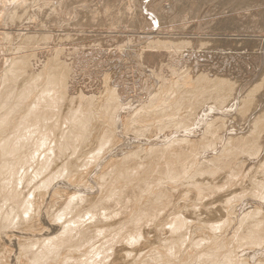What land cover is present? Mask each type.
<instances>
[{
  "label": "bare ground",
  "instance_id": "bare-ground-1",
  "mask_svg": "<svg viewBox=\"0 0 264 264\" xmlns=\"http://www.w3.org/2000/svg\"><path fill=\"white\" fill-rule=\"evenodd\" d=\"M75 1L83 3L86 0H82V2L80 0ZM111 1L113 2V0ZM125 1L128 2V0ZM179 1L182 2V0ZM222 1L223 3L232 2L233 6L243 3V0ZM247 1H259L261 4L260 1L262 0ZM66 2L65 0H0V264H264V145L262 146L263 142H261V133L264 130V109L263 112H258L257 115L253 113L250 121H248V127L245 128L243 126L246 129L244 130L245 132H233L228 127L231 125L226 126L224 121V118L228 114L230 115L234 106L239 109L252 101V98H255V95H253L255 88L243 97L241 96L243 92L235 88L238 84L236 83L237 80H234L235 84L224 72L221 74L212 72L213 69L210 70V68L208 70L200 68L202 65H199L201 58L205 57L206 54L209 56V50L205 54L204 44H196L197 47L194 48L193 45L191 47L193 50L189 49L187 51L189 46L185 47L188 44L184 41L186 45H184L185 43L183 45L187 50L183 49L184 47L182 49L185 52L181 51V49L176 52L175 48V51H171L173 45L178 47L183 42H173L185 35L186 31L183 29L186 27L181 28L184 33L181 30L177 31L180 26L176 27L177 30H173L172 26L170 27L174 33H171V30L165 33L162 29L160 30L164 33L153 32V37L169 38L167 40L170 41L171 39V42L169 44V41L158 42V39L155 40L150 35L153 41L150 43L145 42L146 44L144 43L142 47L146 45L150 47L151 44L157 43V51L154 53L151 50V46L149 48L151 51L148 49L150 53L147 52L144 55L142 53L145 47L140 48L139 46V54L136 52L138 57L135 56V58H140V55H144L143 57L141 56L142 59L140 58V60L142 61L139 62L142 63L144 61L146 65L152 64L153 66L156 62L158 66L159 63L160 66L161 64L164 66L163 63L165 62L167 65L172 63L170 67L179 69H177L178 71L175 70L177 74L182 75L181 79L177 77L180 75L175 76L176 80L173 78L168 79V77L159 78L152 86L150 85L149 89H146L145 96L134 98L135 100L133 101L135 103L132 100L133 103H125L126 100L124 98L126 95L124 96L123 93L126 88L124 90L120 88V90L116 87L119 89L116 90L115 86H117L118 78H114L115 80L111 79L113 84L110 83L108 72H103V80L98 83H94L93 80V83H87L88 85L79 83L78 77L80 76H78L76 70L72 72L71 68L73 67L71 65L77 68L79 64L83 67L87 64L88 67V62H94L95 65L92 64V68L95 66V70L103 71L102 69H106L111 61L108 59L110 57L102 60V57H105L103 55L111 56L114 53L118 54L121 50L120 48L118 49L119 45L117 47L114 46V40H111L113 45L107 43L104 46L98 44L99 46L91 47L90 43H87L90 48H85V45H83L85 47L79 45L80 42L77 44L76 38V41L73 40L77 43L72 42L76 45L70 48L68 46L66 49L64 48L67 43L65 46L63 45L64 43L58 46L59 43L56 44L55 42L54 44L55 40L53 39L52 43H45L48 38H43L46 39L44 41L41 38L42 40L40 41L44 43L37 41L35 39L38 37L36 33L44 29V23L42 24L40 19L37 21V17L41 16L43 17L42 19L46 20L45 17L48 15L51 17L53 14V9L51 8L54 5L53 3H58L59 7L63 8ZM127 2L123 1V4H127ZM75 3L73 2V4ZM107 3H104V5L106 4L105 6H107ZM113 3L116 5V2ZM141 3L143 2L141 1ZM146 3L148 4V1ZM151 3L153 2L150 1L149 5ZM49 4L53 5L50 6ZM73 4L72 8H74ZM85 4L84 2L83 5ZM114 4L110 6L112 7L110 11L114 7L116 8ZM132 4L135 3L132 2ZM244 4H246L245 1ZM75 5L77 6L78 4ZM130 5L129 3L126 6L130 8ZM158 5L160 4L158 3ZM69 6L67 9L70 8ZM95 6H97L96 3ZM95 6L91 7L92 10L94 8L97 9V11L94 9L93 12H101L102 15H104L103 10L107 12L109 10L108 7L105 9L106 7L99 5V3L98 6H103L101 8L105 7L102 10L103 12L100 9L98 11V7L96 8ZM256 6L258 7V5ZM82 7H79L81 11L84 8ZM133 7L129 10L133 9L135 11L136 9L134 8L136 7L138 10V7L141 6L136 5ZM145 7L148 6L145 5ZM141 8L144 9L143 7ZM177 8L182 10V7ZM177 8L175 9L179 10ZM12 9H21L25 13L30 14L31 18L19 24H16L17 21L15 22L14 20L15 26L12 25L14 23L12 20V26L8 27L7 23H5V16ZM85 9L87 10V8ZM122 9L120 10L123 11L124 9ZM61 10L64 11L65 9ZM73 10L75 9H71V11ZM129 10H124L127 15ZM56 11H60V9H56ZM90 11L89 13L93 17L98 14L94 13V15ZM142 11L146 12L145 10ZM142 11L141 14L143 13ZM114 12H110V14L105 12L102 19H99L101 16L98 17L101 23H104L102 24L104 25V27L102 26L104 30L99 26L101 23L94 22L96 18L91 19V16L89 19V21L93 22L92 24H98L102 29V31L100 29L102 33L100 31L98 33L106 35V38L114 37V35L117 38L126 32V30L124 32V27L127 24L124 23L125 25L123 26L124 20L122 19L120 26H123V29L122 27L120 28L117 25L119 23L117 21H120L121 18H119L117 12H115L116 14ZM148 12H151L150 8ZM20 13L22 12L20 11ZM72 14L69 12V15ZM174 15L176 14L174 13ZM79 16L77 14V17L75 16L76 19ZM155 16L154 19H156ZM166 16L168 17V14ZM33 17H36L35 21ZM138 17L136 19L137 22L139 21ZM151 17L150 20L152 19ZM226 17L225 20H227ZM52 18H54L53 15ZM129 18L127 17V20ZM180 18L179 20H181ZM48 19L51 18L47 17L46 21ZM54 19L53 21H55ZM143 19L141 18L140 20L142 21ZM63 20L66 21V19ZM70 20L73 24L74 20ZM87 20L83 22L86 23V25L84 24L85 26L88 24ZM145 20L147 22V19H144L143 24L146 23ZM57 21L56 25H54L56 26L55 29L59 28ZM59 21L58 24H61V21L60 23ZM132 21L130 20V22ZM164 21L166 22V20ZM167 22L169 24L170 21L167 20ZM203 22L207 23L205 20ZM212 22L214 23V21ZM147 24L143 25L144 28L146 26V29ZM199 24L197 25L199 26ZM81 25L83 24L81 23ZM73 26L75 27V25H72L70 28H73ZM198 26L192 29L197 31L203 25ZM215 26L217 27V25ZM226 26H220V28L224 27L222 31ZM53 27L50 28L52 29ZM60 27L65 28L61 25ZM90 27H87L88 30L93 28V26L92 28ZM216 27L215 30L218 28ZM77 28L75 27L76 30ZM80 28L79 26L78 29ZM87 28L85 27V29ZM131 28L135 30L134 25ZM166 29L168 30V27ZM192 29L190 28V31ZM81 30L83 31V27L78 33L81 36L80 38H83ZM90 31L97 32L94 30ZM187 31L189 32V30ZM54 33L56 35L57 31ZM73 33L71 35L74 36ZM153 33L151 32V34ZM9 34H12L16 39V42L14 43L13 41L14 44L12 43V45L8 43L11 40H6L10 38ZM64 34L63 39L66 38ZM67 34L69 35V33ZM134 34L136 35V33ZM204 34L206 36V32ZM223 34L226 35L225 33ZM146 35L148 36L149 33ZM207 35L209 36V34ZM100 37L102 38V36ZM125 37H128L127 42H129L130 36L126 34ZM146 37L145 40L147 41L148 38L146 39ZM69 38L71 39V37ZM143 38L142 40H144ZM118 39L115 40L118 41ZM106 40L105 42H108ZM2 41H7V45L2 43ZM59 41L62 42V40L58 39ZM116 42L114 41V43ZM136 43V45H139L141 42L138 43L136 41ZM62 45L64 47H61ZM134 46L132 44V47ZM201 46L203 47V54H200L202 51ZM160 48H164V50ZM117 50L120 51L117 52ZM133 50L131 49V52ZM121 52L123 53V51ZM135 60L137 61V59ZM167 62L170 63L168 64ZM202 62L204 61L202 60ZM74 64H77V67ZM190 65L193 67L192 71L190 70ZM158 66H154V68H158ZM197 66H199V69ZM127 71L129 70L127 69ZM168 72L170 73V70ZM161 73L159 72V74ZM170 75H172V72ZM251 96L252 98H250ZM206 99L219 101L221 105L223 103L227 104L217 110L216 104H220L216 102V104L214 103L216 108L212 107L214 104L211 106L207 104L208 106L204 105L205 107H203L202 103ZM201 104L203 108L201 107L198 109L199 111L196 110V112L198 111L197 113L193 114L196 109L195 106L198 105L200 107ZM241 110L239 111L241 112ZM245 111L242 113H245ZM190 117L195 120V125H190L193 128L189 130L184 126L186 130L182 129L184 131H179L183 121L185 122V119ZM189 121L191 120H188L187 123ZM165 126H176L179 129L176 130L178 132H170L172 128L169 127L171 130L167 133L164 129L166 133L163 132L160 136L158 131ZM190 126L188 124L186 127ZM126 127L130 129L134 127L135 130L138 128L139 131L135 132L139 134L140 131L144 134L143 130L145 129L146 132H148L147 130L150 131L152 129L153 131L157 129L156 133L159 135H153L151 131V135H143L145 137L141 136L142 138L136 136L127 137L123 135V130ZM234 127L236 128L235 125ZM242 128L238 129L242 130ZM214 129L217 132V129H219V132L216 134ZM131 130L133 131V129ZM127 131L129 132V130ZM207 135L214 136V140L211 139L213 142L209 141L210 138L206 139ZM261 165L263 166L261 167ZM257 166H259L258 168L261 167L260 172L255 170L259 173V176H257L256 172H252ZM238 177H240V180L236 182L235 179ZM231 181L234 184L229 186L228 184ZM225 184L231 187V190L227 191V188L223 196L218 195L215 197L214 194L218 192L219 187L222 189L224 188L223 185L227 186ZM181 193L184 195L195 194L193 196L199 197V200L207 199V201L203 200V203L199 202L201 204L198 203L201 205L202 211L200 214L195 215L197 212L194 213L195 220H193L194 218L192 219L193 215L189 217V220V218L183 217L184 214L182 215L180 212V209L183 208L181 205H185V203L180 205L178 202L180 201L178 199H180L181 196L179 194ZM237 195L240 197L239 199ZM248 195L253 196L255 199H242V197ZM232 197L236 198L237 200L235 199V201L237 202L229 211L227 209L229 204L227 205L224 202L230 200L229 198L233 199ZM222 202L224 205L226 204L225 206L228 210H224L225 215L223 216H221L222 214L219 211L214 210L215 206ZM190 203L192 205V202ZM187 208L186 211L188 212ZM195 209L193 208L192 212ZM221 211L223 212V210ZM254 246H258L259 249L256 250L257 247L254 250ZM240 247H249L251 251H247L248 248L241 250ZM239 248L241 251H238Z\"/></svg>",
  "mask_w": 264,
  "mask_h": 264
},
{
  "label": "rangeland",
  "instance_id": "rangeland-1",
  "mask_svg": "<svg viewBox=\"0 0 264 264\" xmlns=\"http://www.w3.org/2000/svg\"><path fill=\"white\" fill-rule=\"evenodd\" d=\"M67 1V2H66ZM77 1H79V0H77ZM91 1H93V2H91ZM95 1V2H94ZM100 1H102V2H100ZM105 1V2H104ZM98 0V1H96V0H90V2H88V0H86V1H83V3L85 2L86 4L85 5H83V3H77L75 0H69V3H68V0H65V2H66V4L63 6V8L66 10H61V9H63L62 7H59V5H58V3H53V4H49L50 6L51 5H53V7H51L52 9H53V17L55 18H52V15H51V17L48 15L47 17H49V18H51V19H48V21H46L47 20V17H45L46 18V20L45 19H42L43 17H41V16H39V17H37V21H39V19H40V22L43 24L44 23V29L42 30V31H40V32H38V33H36V35L38 36V37H36V35H34L36 38V40L37 41H39V42H41V43H44V42H42V41H44V40H46L47 38H48V40H46L45 41V43H52L53 42V40H55L53 43L55 44V42H56V44L57 43H59L58 44V46H60L62 43H64L63 45L65 46L66 45V43H67V46H65V48L64 49H66V47L68 48V46H69V48L72 46L73 47V45H76V44H73V43H77V44H79V42H80V46H82V47H85V48H90V46L91 47H95V46H97L98 44L99 45H101V46H104V45H106L107 43H111L112 44V42H111V40L113 41H117V40H115V39H118V41L116 42V43H114V41H113V44H114V46H120V47H118V49L120 48V50L121 51H123V53L120 51V50H117V52H119L118 54H119V56H120V58H119V56H118V54L116 53H114V54H111V56L109 55H103V56H105L104 58L102 57V60H104V59H106L107 57H110V58H108V59H110L111 61H110V65H111V67H110V65H108L107 67H106V69H102L103 71H100V70H95V66L92 68V64L93 65H95V63L94 62H88V67H87V64L86 65H84L85 67H83V66H81L80 64L78 65V67H79V69H78V67H77V64H74L77 68H75L74 66H72L71 65V67H73V68H71V70H72V72H74V70H76V73L78 74V76H80V77H78L79 78V83H82V84H85V85H88V84H92L93 83V81H94V83H98V82H100V81H102L103 80V74L104 73H106V72H108V76H110V81H111V79L112 80H115L116 78H118L117 80V86H115V88L116 87H118L119 89L121 88V89H125V91H124V93H123V95L125 96V103L126 102H128V103H135V101H133V100H135L134 98H137V97H139V96H142V95H144V94H146V89L148 88L149 89V87H150V85L152 86V84L154 83V82H156V81H158V79L159 78H161V79H164L165 77H168V79L169 78H173V79H177L175 76H177V75H180V76H177V77H179V79H181V77H182V75L181 74H177L176 73V70L178 69V68H174V67H170L171 65H172V63L171 64H169L168 62V64L169 65H167V64H165V63H163L164 64V66H162V64H161V66L164 68H162L161 66H160V63H159V66L161 67V69H160V67L158 66V65H156V64H158L157 62L154 64V66L155 67H157L158 66V68H154V66L152 65V64H145V62L143 63H140L142 60H140V58H141V56L143 57L144 55H146V53L148 52V53H150V51L151 50H153V52L155 53L157 50V43H153V45L151 44V46H152V49L150 50L149 48H151V46L150 47H148L147 45L146 46H144L145 47V50L147 49V51H143V53L142 54H144V55H140V58H135V56L136 57H138V54H139V46H140V48L143 46V44L146 42H152L153 41V39H158V42H163V41H165V42H168L169 40H167V39H169V38H163V37H161V36H159L158 38H156L155 36L153 37L152 35H154V33L153 32H157V31H159V32H157V33H168L170 30H171V33H174L173 32V30H177L176 29V27H179L180 26V28H179V30H177V31H180L181 30V32H183L184 33V31H186L185 32V35L181 38V39H177V40H175V41H173V42H182V44L180 45V46H178V47H174V45L172 46L173 48L171 49V51L172 50H174V48H175V50H176V52L177 51H179L180 49H181V51H183V52H185L183 49H185V50H187V51H189V49L191 50L192 48V46H193V48L194 47H197V45H200V44H204V51H205V54L208 52V50H209V52H208V54H209V56L206 54V56L205 57H202L201 58V62H202V60L204 61V62H199V65H201L200 66V68H204L205 70H208L209 68H210V70H212V72H219V73H221L222 74V72H224L225 74H226V76L229 78H231V81L232 82H234L235 83V81H236V83H238L236 86H235V84H234V86H235V88L238 90V91H241V92H243V94L241 95V96H245L246 95V93H249L250 91H252V90H254L253 88H255V90H254V92H253V95H255V100L252 98V96L250 97V98H252L251 100L252 101H250V102H248L247 103V105H245L244 107L242 106L241 108H243L242 110H241V108H239V109H236V107L234 106L233 108H232V111L230 112V115L228 114V116H226L225 118H226V120H225V118H224V121H225V124H226V126H228V125H231V126H228L233 132H237V133H240V132H245L244 130H246L245 128H247L248 127V125H249V122L248 121H250V119H251V116H253V113L254 114H258V112H263V109H264V0H262V1H260L261 2V4L259 3V1L258 2H250V1H247V0H243V3H241V4H243V5H241V4H239L238 6L237 5H234L233 6V3L231 2H224L223 3V1L222 0H192V2H190V0H182V2L181 1H179V0H163V1H159V0H137V2H136V0L134 1V0H128V2L127 1H125V0H123L125 3L127 2V4H131L130 6V8H132V6H138V5H140L141 7H143L144 9H142L141 7H138V10H137V7L136 8H134V9H136L135 11H134V13L135 12H137V13H133V15H134V17H133V15H132V10H129L130 8H128V6H126L127 4H123V1L122 0H113V2H116V5L111 1V0ZM109 1V3H107ZM110 1H111V3L112 4H114V6H116V8L114 7L111 11H110V8H112V7H110V6H113L111 3H110ZM121 3H120V2ZM130 1V2H129ZM133 3H135V4H132V2ZM141 1L143 2V3H141ZM148 1V4L146 3ZM150 1H152L153 3H151L150 5H149V3H150ZM156 1V2H155ZM158 1V2H157ZM171 1V2H170ZM196 3H195V2ZM197 1H199V2H197ZM205 3H204V2ZM208 1H209V3H208ZM244 1H245V3L246 4H244ZM73 2L75 3V4H78L77 6L75 5V4H73ZM80 2H82V0H80ZM89 4H88V3ZM99 3V5L101 4V5H103V6H105L104 5V3H107V6H105L104 8L105 9H107V7L109 8V10H108V12L107 11H105V10H103L104 8H101V7H103V6H98V3ZM119 2V3H118ZM170 2V3H169ZM178 2H180V3H178ZM186 2V3H185ZM194 2V3H193ZM217 2V3H216ZM92 5H91V4ZM94 3V4H93ZM95 3H96V5L97 6H95ZM120 4V5H118V4ZM137 3V4H136ZM140 3V4H139ZM156 3V4H155ZM158 3L160 4V5H158ZM162 3V4H161ZM164 3V4H163ZM169 5H168V4ZM194 5H193V4ZM203 3V4H202ZM257 3V4H256ZM72 4H73V7L74 8H72ZM80 4V5H79ZM108 4H110L109 6H108ZM153 4H154V6H153ZM165 4H166V6H165ZM180 4V5H179ZM185 4V5H184ZM198 4V5H197ZM248 4H250V5H248ZM254 4V5H253ZM55 5H57V6H55ZM69 5H71V6H69L71 9H75V10H73V11H71V9L70 8H68L67 9V7ZM75 5V6H74ZM84 7H82V6ZM89 5V6H88ZM90 5H91V7L94 5L96 8L98 7V11H99V9H100V11H104V15H105V12L108 14H110V12H114V10H115V12H117V14H118V16H119V18H121V22L120 21H117V25H121V23H122V21L124 20V22L122 23L123 24V26L125 25V24H127L124 28V32H125V30H126V34L128 35V36H130L129 37V42H127L128 41V37H125L126 36V34L124 33V35H123V33L121 34V35H123L124 36V38H123V36H121V35H117L118 37L117 38H115V35H114V37L112 36H110V38L108 37V38H106L103 34H99L98 32L100 31V29L102 28L103 30H104V25H102V24H104V23H101V20H99L100 18L102 19V16L104 17V15H102L101 14V12L99 13V12H93V10L95 9H93L92 10V8L94 7H90ZM144 5V6H143ZM145 5L146 6H148L149 8H150V11L151 12H148L149 11V8L148 7H145ZM168 5V6H167ZM182 5V6H181ZM188 5V6H187ZM190 5V6H189ZM191 5H193V6H191ZM201 5V6H200ZM246 5V6H245ZM248 5V6H247ZM256 5H258V7L256 6ZM65 6H66V8H65ZM86 6V7H85ZM119 6H120V8H119ZM124 8H123V7ZM126 6V7H125ZM159 6V7H158ZM175 6V7H174ZM204 6V7H203ZM230 6V7H229ZM232 6V7H231ZM245 6V7H244ZM256 8H255V7ZM56 7V8H55ZM58 7H59V9H60V11H56V9L57 10H59L58 9ZM77 7V8H76ZM79 7H82L83 9H82V11H81V9L79 8ZM100 7V8H99ZM166 7H167V9H166ZM177 7H182V10L181 9H179V8H177ZM185 7V8H184ZM200 7V8H199ZM209 7V8H208ZM243 7V8H242ZM85 8H87V10H88V12H87V10L85 9ZM119 8V9H118ZM126 11V10H129V14L131 13V15H127V13L123 10V9ZM127 8V9H126ZM156 8H160V9H156ZM171 8V9H170ZM175 8H177V9H179V10H176ZM190 8V9H189ZM193 8V9H192ZM196 8H198V9H196ZM202 8V9H201ZM206 8V9H205ZM235 8H236V10H235ZM84 9H85V12L87 13V14H89L90 15V13H89V11H90V9H91V11L90 12H92L93 14L94 13H96L97 15H96V17L94 16H92V15H90V17H89V15H87V14H83V13H85L84 12ZM120 9H122L125 13H126V15H127V17L129 18L130 16H132L133 17V19H132V17H130L129 19L130 20H133L132 22H130V20L128 19L127 20V17H126V15L124 16V12L123 11H121ZM139 9H142V10H145L146 12L144 13V11H142V10H139ZM147 9V10H146ZM152 9V10H151ZM155 9V10H154ZM170 9V10H169ZM175 9V10H174ZM230 9V10H229ZM242 9V10H241ZM244 9V10H243ZM255 9V10H254ZM16 10V11H15ZM17 10H19V9H12V10H10L9 12H8V14L6 15L7 16V18H6V16H5V20H6V22L5 23H7V26L8 27H10V26H15L16 24H19L20 22H26L25 20L26 19H30L31 18V16H30V14H28V13H25L23 10H19V11H17ZM70 10V11H69ZM79 10V11H78ZM121 12H119V11ZM154 10V11H153ZM159 10V11H158ZM181 10V11H180ZM196 10V11H195ZM215 12H213V11ZM224 10H225V12H224ZM20 11L22 12V13H20ZM55 11V12H54ZM61 11H63V12H61ZM77 12V13H75V12ZM95 11H97V9H95ZM102 11V12H103ZM132 11V12H131ZM139 11V12H138ZM141 11L145 14H141ZM161 11V12H160ZM166 11V12H165ZM169 11V12H168ZM171 11V12H170ZM176 11V12H175ZM237 11V12H236ZM253 11V12H252ZM18 14H17V13ZM23 12H24V14H23ZM57 12V13H56ZM59 12H60V14H59ZM65 12H67V13H65ZM69 12H70V14H72V15H69ZM79 12V13H78ZM114 12V13H115ZM119 12V13H118ZM122 12H123V14H122ZM153 12V13H152ZM156 12V13H155ZM176 14V15H174V13ZM196 12V13H195ZM199 12H200V14H199ZM203 12H204V15H203ZM239 12V13H238ZM256 12V13H255ZM258 12V13H257ZM11 15H10V14ZM13 13H14V16H13ZM56 13V14H55ZM62 13V14H61ZM91 13V14H92ZM140 13V14H139ZM152 13V14H151ZM159 13V14H158ZM165 13H167L168 14V17L165 15ZM181 13V14H180ZM191 13V14H190ZM195 13V14H194ZM217 13H218V15H217ZM263 13V14H262ZM16 14V15H15ZM23 14V15H22ZM28 16H30V17H28ZM58 14V15H57ZM65 14V15H64ZM68 14V15H67ZM75 14V15H74ZM77 14H78V16L80 17H78L77 19H76V17H77ZM106 14V15H107ZM116 14V13H115ZM156 16H155V15ZM170 14V15H169ZM179 14V15H178ZM187 14V15H186ZM202 14V15H201ZM207 14V15H206ZM210 14V15H209ZM256 14V15H255ZM24 15H26V16H24ZM55 15V16H54ZM59 15H61L62 16V18L63 19H66V21L65 20H63L62 18H60V19H62V20H60L59 19V17H61V16H59ZM85 15H87L86 17L88 18V20H87V18L84 16ZM95 15V14H94ZM121 15V16H120ZM139 15H141V16H139ZM143 15V16H142ZM148 15V16H147ZM155 16V18L156 19H154V16ZM157 15H158V17H157ZM175 17H174V16ZM216 15V16H215ZM229 15V16H228ZM243 15V16H242ZM58 16V17H57ZM66 16V17H65ZM70 16V17H69ZM76 16V17H75ZM81 16H82V18H81ZM91 16H92V18H91ZM99 16H101V17H99ZM125 18H124V17ZM138 17V22H137V17ZM152 16V17H151ZM171 17V19H173V21H171V19H170V17ZM173 16V17H172ZM176 16H180V17H176ZM185 16V17H184ZM195 16V17H194ZM227 16V17H226ZM234 16V17H233ZM10 18V20H9V18ZM13 17V18H12ZM15 17V18H14ZM21 17V18H20ZM25 17V18H24ZM41 17V18H40ZM67 17H69L68 19H67ZM75 17V18H74ZM98 17H99V19H98ZM150 17L152 18L151 20H150ZM182 17H183V20H182ZM214 17V18H213ZM225 17H226V19L227 20H225ZM230 17V18H229ZM255 17V18H254ZM36 17H33V20L35 19ZM87 20V23L89 24L90 22H91V20L89 21V19L91 18V19H94V18H96V19H94L95 21V23H101V24H99V26H101V28L98 26V24H92L93 22H91L89 25L91 26H89L88 24H87V26H85L86 25V23H83V22H86V20ZM147 19V22H148V24H147V22H146V20H145V22L146 23H144L143 24V22H144V19L141 21L140 19ZM179 18L181 19V20H179ZM186 18V19H185ZM189 18V19H188ZM190 18H192V19H190ZM224 18V19H223ZM233 18V19H232ZM236 18H237V20H236ZM24 19V21H22ZM53 19L55 20V21H53ZM70 19H72V20H74V23L72 24L71 22V20ZM84 21H83V20ZM123 19V20H122ZM135 19V20H134ZM206 19H208V20H206ZM210 19V20H209ZM214 19V20H213ZM238 19H240V20H238ZM248 19V20H247ZM8 20V21H7ZM12 20H13V22H14V20H15V22H16V24H15V22L11 25V23H12ZM21 20V21H20ZM36 20V19H35ZM34 20V21H35ZM44 20V21H43ZM51 20V21H50ZM56 20H60L61 21V24H58V21H57V26H59V28H62V29H59L58 27V29L56 28L55 29V27L56 26H54V25H56ZM68 20V21H67ZM78 20V21H77ZM82 20V21H81ZM163 20V21H162ZM164 20H166V22L164 21ZM167 20L168 21H170L169 22V24H168V22H167ZM198 22H197V21ZM206 21L207 23H205V22H203V21ZM224 21V23H223V21ZM256 20V21H255ZM9 21H11V22H9ZM19 21V22H18ZM60 21H59V23H60ZM93 21V20H92ZM97 21H100V22H97ZM152 21V22H151ZM200 21V22H199ZM202 21V22H201ZM212 21H214V23L212 22ZM229 21V22H228ZM244 21V22H243ZM46 22V23H45ZM48 22V23H47ZM52 22H55V23H52ZM63 22V23H62ZM76 22V23H75ZM78 22V23H77ZM134 22V23H133ZM160 22H161V26H160ZM181 22V23H180ZM212 22V23H211ZM227 22V23H226ZM50 23V24H49ZM65 23V24H64ZM66 23H67V25H66ZM71 23V24H70ZM80 23V24H79ZM81 23L87 28V27H90V28H92V26H93V28L95 27V29H90V30H94V31H97V32H91L90 30H88V28L87 29H85V27L83 26V25H81ZM125 23V24H124ZM131 23V24H130ZM139 23V24H138ZM153 24V25H151V24ZM159 23V24H158ZM180 23V24H179ZM201 25H205L204 27L203 26H201ZM203 23V24H202ZM205 23V24H204ZM229 23V24H228ZM235 23V24H234ZM247 23V24H246ZM249 23H250V26H249ZM15 24V25H14ZM47 24V25H46ZM63 24V25H62ZM70 24V25H69ZM77 24V25H76ZM108 24V23H107ZM138 24V25H137ZM147 24V29H146V26H145V28H144V26L143 25H146ZM197 24H199V26H201V27H199ZM208 24V25H207ZM223 24V25H222ZM231 24V25H230ZM252 24V25H251ZM262 24V25H261ZM46 25V26H45ZM50 25V26H49ZM60 25L61 26H64L65 28H63V27H60ZM72 25H75V27H78L79 28V26L82 28L83 27V31L81 30V32L83 33H81V35H83L82 37L83 38H80L81 36H79V33H78V31L80 32V29H78L77 28V30L75 29V27L73 26V28H70V27H72ZM116 25V26H117ZM134 25V27H135V30H134V28H131L132 26ZM169 25V26H168ZM174 25V26H173ZM178 25V26H177ZM187 25V26H186ZM198 26L199 27V29L197 30V31H195L194 29H192V28H194V27H196V26ZM215 25H217V27L220 29H218ZM227 25V26H226ZM240 25V26H239ZM244 25H246V26H244ZM54 26V27H53ZM68 26H69V28H68ZM103 26V27H102ZM118 26V27H119ZM123 26H120V28L122 27V29H123ZM138 26H140V27H138ZM143 26V27H142ZM168 27V30L166 29V27ZM172 26V27H171ZM209 26V27H208ZM212 26V27H211ZM220 26H226V28L222 31V29L224 28H220ZM8 27H6V28H8ZM50 27H53L52 29H51V32H50V29L49 28ZM97 27V28H96ZM127 27V28H126ZM139 28V32H140V34H139V32L137 33V30H138V28ZM142 27V28H141ZM151 27V28H150ZM160 27V28H159ZM164 29H163V28ZM170 27L173 29H170ZM175 29H174V28ZM186 27V28H185ZM206 27V28H205ZM215 27L217 28L216 30H215ZM227 27H229V28H227ZM233 27V28H232ZM241 27V28H240ZM46 28V29H45ZM137 28V29H136ZM181 28H185V29H181ZM188 28V29H187ZM190 28L192 29V31H190ZM236 28H237V30H236ZM246 28V29H245ZM98 29V30H97ZM102 29H101V31H102ZM128 29V30H127ZM142 29V30H141ZM146 29V30H145ZM149 29V31L147 32V30ZM151 29H153V30H151ZM160 29H162V30H164V32L162 31V30H160ZM202 31H201V30ZM233 29V30H232ZM261 29V30H260ZM46 32H45V31ZM55 30V31H54ZM62 30H64V31H62ZM66 30V31H65ZM74 32L73 34H74V36L73 35H71L70 34V32ZM85 30V31H84ZM131 30H132V32H131ZM134 30V31H133ZM187 30H189V32L187 31ZM207 30V31H206ZM232 31V32H230V31ZM236 30V31H235ZM256 30H258V31H256ZM44 31V32H43ZM56 32L57 31V33H56V35H57V37H55L56 35H55V33L54 32ZM62 31V32H61ZM76 31H77V33H76ZM100 31V33H102ZM127 31H129V32H131V33H129V32H127ZM143 31H144V33H143ZM194 31V32H193ZM199 31H201L200 33H198ZM206 32V36H205V32ZM213 31V32H212ZM246 31V32H245ZM10 32V31H9ZM8 32V33H9ZM64 32H66L65 34H64ZM84 32H86L85 34H84ZM89 32V33H88ZM91 32V33H90ZM151 32L153 33V34H151ZM176 32V31H175ZM187 32H188V34H187ZM191 32V34H189ZM196 32H197V34H196ZM204 32V33H203ZM209 32H211V33H209ZM239 32V33H238ZM52 33V34H51ZM67 33H69V35L67 34ZM129 33V34H128ZM134 33H136V35L133 34ZM144 34V36H143V34ZM149 33V35L147 36L146 34H148ZM195 33V34H194ZM214 35H213V34ZM223 33H225L226 35H224ZM49 34V35H48ZM51 34V35H50ZM54 34V35H53ZM59 34H61V35H59ZM63 34H64V36L66 37H64L65 39H63L62 37H63ZM88 34V35H87ZM96 34V35H95ZM132 34V35H131ZM200 34H201V36H200ZM204 35V37H203V35ZM207 34H209V36L207 35ZM212 34V35H211ZM223 34V35H222ZM231 34V35H230ZM254 34V35H253ZM43 35V36H42ZM86 35V36H85ZM139 35H141L140 37H139ZM153 37V39L151 38V36ZM190 35V36H189ZM199 35L200 36V38H199V36L197 37V36ZM9 36H10V38L9 39H6L7 41H10V42H8V43H10L11 45H12V43H13V41H14V43L16 42V39L14 38V36L12 35V34H9ZM40 36V37H39ZM42 36V37H41ZM49 36H51V37H49ZM53 36H54V38H53ZM68 36V37H67ZM72 36H73V38H72ZM91 36V37H90ZM100 36H102V38L100 37ZM138 38H137V37ZM147 36V37H146ZM186 36V38L184 39V37ZM188 36V37H187ZM194 36V37H193ZM215 36V37H214ZM227 36H229V37H227ZM233 36H234V38H233ZM60 37V38H59ZM69 37H71V39L69 38ZM87 37V38H86ZM144 37V38H143ZM145 37H146V39L148 38V40L146 41L145 40ZM227 37V38H226ZM262 37V38H261ZM38 38H40V39H38ZM43 38H46V39H42ZM49 38H51V39H49ZM62 38V39H61ZM69 38V39H68ZM77 38V39H76ZM99 38V39H98ZM103 38H104V40H103ZM108 39V40H106V39ZM115 38V39H114ZM127 38V39H126ZM134 38V39H133ZM142 38L145 40H142ZM199 38V39H198ZM203 38V39H202ZM213 38V39H212ZM261 38V39H260ZM14 39V40H13ZM53 39V40H52ZM58 39H60V40H62V42L61 41H59L58 42ZM68 39V40H67ZM76 39L77 40V42H75L74 40ZM80 39H82V40H80ZM83 39H85V41H83ZM91 39V40H90ZM93 39V40H92ZM101 39V40H100ZM121 39H122V41H121ZM138 39V40H137ZM164 39V40H163ZM167 41H166V40ZM186 39H188V40H186ZM191 39V40H190ZM198 39V40H197ZM201 39H202V41H201ZM216 39V40H215ZM5 40V39H4ZM40 40H42V41H40ZM63 40H64V42H63ZM70 40V41H69ZM105 40L106 41H108V42H105ZM154 40V41H155ZM204 40V41H203ZM241 40V41H240ZM259 40V41H258ZM7 41H2V43H5L6 45H7ZM74 41V42H73ZM83 41V42H82ZM102 41H104V42H102ZM110 41V42H109ZM136 41H138V43H140L139 45H136L137 43H136ZM142 41H144V42H142ZM188 44V45H186V43ZM189 41H190V43H189ZM198 41V42H197ZM201 41V42H200ZM73 42V43H72ZM121 44H119V43ZM135 42V43H134ZM171 42V39H170V41L168 42V44ZM196 42V43H195ZM200 42V43H199ZM13 43V44H14ZM70 43V44H69ZM82 43V44H81ZM87 43L89 44L90 43V46L89 45H87ZM95 43H97V44H95ZM101 43H103V44H101ZM118 43V44H117ZM127 45H126V44ZM145 43V44H146ZM185 43V44H184ZM215 43V44H214ZM217 43V44H216ZM237 43V44H236ZM239 43V44H238ZM72 44V45H71ZM112 44V45H113ZM115 44H117V45H115ZM124 44V45H123ZM131 44V45H130ZM132 44H133V46L134 47H132ZM186 45L185 47H187V46H189V47H187V49L184 47V45ZM191 44V45H190ZM197 44V45H196ZM208 44H210V45H208ZM241 44V45H240ZM61 46V47H64V46ZM83 45H85V46H83ZM94 45V46H93ZM98 45V46H99ZM123 45V46H122ZM128 46V47H126V46ZM196 45V46H195ZM238 47H237V46ZM138 46V47H137ZM157 46V47H156ZM218 46V47H217ZM132 47V48H131ZM144 47H142V48H144ZM147 47V48H146ZM171 47V46H170ZM181 47V48H180ZM184 47V48H183ZM203 47L201 46V49H202V51H201V49H200V51L202 52H200V54H203L204 53V51H203ZM210 47V48H209ZM225 47V48H224ZM123 48H125L126 49V51H124L125 49H123ZM133 48H134V50H133ZM138 50H137V49ZM153 48H155V49H153ZM178 48V49H177ZM183 48V49H182ZM206 48H208L207 50H206ZM259 48V49H258ZM262 48V49H261ZM131 49L133 50L132 52H131ZM150 51H149V50ZM161 50H164V48H160ZM159 49V50H160ZM215 49V50H214ZM239 49V50H238ZM242 49V50H241ZM254 49V50H253ZM136 50V51H135ZM174 50V51H175ZM193 50V49H192ZM238 50V51H237ZM261 50V51H260ZM135 51V52H134ZM251 53H250V52ZM254 51V52H253ZM136 52H138V54L136 53ZM213 52V53H212ZM241 52V53H240ZM256 52V53H255ZM231 53V54H230ZM234 53V54H233ZM237 53V54H236ZM130 54H135V55H129ZM137 54V55H136ZM199 54V53H198ZM260 54H261V56H260ZM123 55H125L124 57H123ZM128 55V56H127ZM232 55V56H231ZM246 55V56H245ZM114 56V57H113ZM116 56H118L117 58H116ZM227 56V57H226ZM242 56V57H241ZM208 57V58H207ZM220 58V59H219ZM229 58V59H228ZM127 59V60H126ZM135 59H137V61L135 60ZM142 59V58H141ZM211 59V60H210ZM245 60V61H244ZM120 61V62H119ZM125 61V62H124ZM140 61V62H139ZM212 61V62H211ZM217 61H218V63H217ZM124 62V63H123ZM128 62V63H127ZM137 62V63H136ZM211 62V63H210ZM214 62V63H213ZM116 63V64H115ZM136 63V64H135ZM197 63H198V61H197ZM197 63H194V64H197ZM210 63V64H209ZM258 63V64H257ZM89 64H91V66H89ZM126 64V65H125ZM142 64V65H141ZM143 64H145L144 66H143ZM192 64V63H191ZM215 64V65H214ZM132 67H131V66ZM151 67H150V66ZM170 67L169 69H167L168 67ZM211 65V66H210ZM213 65V66H212ZM228 65H230V66H228ZM130 66V67H129ZM191 66V65H190ZM192 66H193V64H192ZM191 66V71L193 70L192 67ZM204 66V67H203ZM223 66V67H222ZM257 66V67H256ZM83 67V68H82ZM87 67V68H86ZM196 67V66H195ZM213 67V68H212ZM87 70H86V69ZM92 68V69H91ZM108 68V69H107ZM150 68H151V70H150ZM154 68V69H153ZM197 68L199 69V66H197ZM197 68H195V69H197ZM221 68V69H220ZM241 68V69H240ZM244 68V69H243ZM83 69V70H82ZM115 69V70H114ZM127 69L129 70V71H127ZM136 69V70H135ZM148 69V70H147ZM155 69H156V71H155ZM172 69V70H171ZM174 69V70H173ZM176 69V70H175ZM233 69V70H232ZM240 69V70H239ZM80 71L79 73H78V71ZM91 70V71H90ZM161 73L162 71H164V72H162L161 74H159V72ZM168 70H170V73L172 72V75H170V73L168 72ZM179 70V69H178ZM177 70V71H178ZM218 70H221V71H218ZM85 71V72H84ZM100 71V72H99ZM113 71V72H112ZM225 71H227V72H225ZM229 71V72H228ZM243 71V72H242ZM246 71V72H245ZM257 73H256V72ZM104 72V73H103ZM112 72V73H111ZM136 72V73H135ZM141 72V73H140ZM242 72V73H241ZM261 72V73H260ZM94 73V74H93ZM98 73H100V74H98ZM121 73H123L122 75H123V77H122V75H121ZM156 73H158V74H156ZM175 73H176V75H175ZM223 73V74H224ZM250 73V74H249ZM255 73V74H254ZM82 74V75H81ZM90 75V76H89ZM116 75V76H115ZM131 75V76H130ZM154 75V77H152ZM162 75V76H161ZM165 75V76H164ZM236 75V76H235ZM97 76V77H96ZM127 76H128V78H127ZM155 76H157V77H155ZM172 76H174V77H172ZM235 76V77H234ZM240 76V77H239ZM254 76V77H253ZM256 76V77H255ZM82 77V79L80 80V78ZM89 79H88V78ZM112 77V78H111ZM125 77V78H124ZM131 77V78H130ZM137 77V78H136ZM152 77V78H151ZM242 77V78H241ZM245 79H244V78ZM250 77V78H249ZM85 78V79H84ZM115 78V79H114ZM121 78V79H120ZM139 78V79H138ZM151 78V79H150ZM155 78V79H154ZM229 78V79H230ZM254 78V79H253ZM97 79V80H96ZM101 79V80H100ZM144 79V80H143ZM160 79V80H161ZM178 79V80H179ZM240 79V80H239ZM89 80V81H88ZM93 80V81H92ZM121 80V81H120ZM125 80H127V81H125ZM159 80V81H160ZM235 80V81H234ZM244 80V81H243ZM251 80V81H250ZM260 80V81H259ZM80 81H82V82H80ZM84 81V82H83ZM109 81V82H110ZM120 81V82H119ZM122 81H124V82H122ZM150 83H149V82ZM119 82V83H118ZM126 82V83H125ZM129 82V83H128ZM131 82V83H130ZM143 82V83H142ZM239 82H240V84H239ZM257 82V83H256ZM88 83V84H87ZM110 83H112L113 84V82L111 81ZM247 83V84H246ZM130 84H131V86H130ZM136 84V85H135ZM257 84V85H256ZM130 87H129V86ZM134 85V86H133ZM240 85V86H239ZM243 85V86H242ZM257 87H256V86ZM246 86H247V89H246ZM122 87H124V88H122ZM240 87V88H239ZM250 87V88H249ZM118 88H116V90H119ZM135 88V89H134ZM239 88V89H238ZM120 89V90H121ZM137 89V90H136ZM126 92V93H125ZM136 92V93H135ZM141 92V93H143V94H139V93ZM128 93V94H127ZM131 96V97H129V96ZM138 95V96H137ZM263 95V96H262ZM133 96V97H132ZM145 96V95H144ZM254 97V96H253ZM258 98V99H257ZM130 99V100H129ZM128 100V101H127ZM133 102H132V101ZM208 100H209V102H208ZM206 99L205 101H204V103L206 102V104H204V103H202L203 104V107H205L204 105H209V106H211L212 104H214L215 102L216 103H219V101H216V100H214L213 101V99L211 100V99ZM254 100V101H253ZM130 101V102H129ZM258 101V102H257ZM213 102V103H212ZM209 103H211V104H209ZM215 103V104H216ZM261 103V104H260ZM202 104L200 105V107H198V105L197 106H195L196 107V109H195V107H194V111H193V114L194 113H197L199 110L198 109H200L201 107H202ZM214 104V106L212 105V107L213 108H216V105H217V107L218 108H216V110L217 109H220V108H223L227 103H223L222 105H221V103H219L220 105H218V104H216L215 105ZM207 105V106H208ZM262 107H261V106ZM221 106V107H220ZM202 107V108H203ZM246 108H248V109H246ZM193 110V109H192ZM191 110V111H192ZM196 110H198L197 112H196ZM239 110H241V112L238 111ZM246 110V111H245ZM257 112H256V111ZM245 111V113L247 114H245V113H242V112H244ZM255 111V112H254ZM191 113V112H190ZM240 113V114H239ZM239 116V117H238ZM244 116V117H243ZM247 116V117H246ZM243 117V118H242ZM245 118V119H244ZM248 118H249V120H248ZM231 119V120H230ZM188 120H191V121H189L188 123H187V121ZM228 120H230V121H228ZM244 122H243V121ZM234 123H233V122ZM237 121V122H236ZM227 122V123H226ZM186 123V124H185ZM248 123V124H247ZM188 124H189V126L191 125V126H194L195 125V120L193 119H191V117L189 118V119H185V122L183 121V123L181 124V126H180V129H179V131H184V130H186V129H189V130H191V128H193V127H186V126H188ZM194 124V125H193ZM244 124V125H243ZM251 124V123H250ZM234 125L236 126V128L234 127ZM240 125V126H239ZM184 126H185V128L186 129H184ZM239 126V127H238ZM243 126H245V128L242 127ZM166 127V128H165ZM165 127H163V128H161L159 131L157 130V129H154L153 131H152V129L149 131V130H147L148 132H146V129L145 130H143L144 131V134H143V132L142 131H140V134L138 133V135H136L137 133L135 132V131H139L138 130V128H137V130H135V128L134 127H131V129H133V131L128 127H126L124 130H123V135L124 136H127V137H140V138H142V137H145V136H149V134L151 135V131H152V134L153 135H155V134H157V135H159L160 134V136L163 134V132H165V130H166V132L168 133L169 132V130H171V128H172V130L170 131V132H178V131H176V130H178L177 129V127L176 126H169V127H171V128H169L168 126H165ZM174 127H175V129H174ZM233 127V128H232ZM242 128V130H240V129H238V128ZM168 128V129H167ZM165 129V130H164ZM182 129H184V130H182ZM222 129V128H221ZM127 130H129V132H131V133H129ZM163 130V131H162ZM175 130V131H174ZM215 131H216V129H214ZM218 130V132H219V129H217ZM222 130H224V129H222ZM235 130V131H234ZM124 131H125V134H124ZM158 131V133H156ZM162 131V132H161ZM133 132H135V133H133ZM165 132V133H166ZM217 131H216V134L218 133ZM220 132H223V131H220ZM263 133H261V142H263L262 143V146L264 145V130L262 131ZM164 133V134H165ZM133 134H135V135H133ZM147 134V135H146ZM143 135H145V136H143ZM142 136V137H141ZM208 136V137H207ZM206 136V139H208V138H210L209 139V141L211 140V139H213L214 140V136L213 137H211V135H207ZM213 140H211V142H213ZM252 158V157H251ZM263 165H261V167H262ZM259 166H257L255 169H253V171L252 172H256V173H254L255 175H257V176H259V173L258 172H260L261 171V167L260 168H258ZM255 170H259L258 172L257 171H255ZM240 180V177H238V178H236L235 179V181L237 182V181H239ZM234 181V180H233ZM233 181H231V183H227L229 186H231V185H233L234 183H232ZM227 184H225V185H227ZM227 185V186H228ZM225 187L224 185H223V187L224 188H222L221 189V187H219V190H218V192L216 193V194H214L215 195V197L216 196H223L225 193V190L228 188V190L227 191H229V190H231V187ZM222 190V191H221ZM191 194V193H190ZM190 194H186V195H184V194H179L181 197H180V199H178V200H180V201H178L179 202V204L181 205V204H183V203H185V205H181V206H183V208H184V210H183V208H181L180 209V212L182 213V215H183V217H187V219L189 218V217H191L192 215V219L194 218V213L195 212H197V213H195V215L196 214H200L201 213V211H202V207H200L201 205H199V204H201V203H203L204 201H207V199H201V200H199V197H197V196H193V195H195V194H192V195H190ZM176 195V194H175ZM178 195V194H177ZM176 195V196H177ZM178 195V196H179ZM183 195V196H182ZM190 195V196H189ZM175 196V197H176ZM186 196V197H185ZM192 196V197H191ZM249 196V197H248ZM248 196H246V197H242V199H252V198H254L253 196H250V195H248ZM234 197H236V196H234ZM237 197H238V199L240 198L238 195H237ZM184 198V199H183ZM185 198H186V200H185ZM191 198V199H190ZM233 198V197H232ZM182 199V200H181ZM194 199V200H193ZM195 199H196V201H195ZM230 200H227V202L225 201H223L224 203H226L227 205H228V208L223 204V202L222 203H220L219 205H217V206H215V209L214 210H216V211H219L220 212V214H222L221 216H223V215H225V211H228L227 209H229V211L235 206V203L237 202V201H235V199L233 198V199H231V198H229ZM255 199V198H254ZM253 199V200H254ZM186 202H185V201ZM204 200V201H203ZM209 200V199H208ZM223 200V199H222ZM237 200V199H236ZM177 201V200H176ZM183 201V202H182ZM203 201V202H202ZM234 203H233V202ZM177 202V203H178ZM182 202V203H181ZM187 202H192V205H191V203L189 204H187ZM194 202H195V204H194ZM199 202H201V203H199ZM230 202H232V203H230ZM199 203V204H198ZM187 204V205H186ZM222 204V205H221ZM234 204V205H233ZM221 205V207H219ZM224 205V206H223ZM233 205V206H232ZM193 207V208H196L193 212H192V210H193V208H192V210H191V208L189 209V208H187V207ZM197 206H199L198 208H199V210H197L198 208H197ZM186 208H187V210H188V212H189V210H190V212L188 213L187 211H186ZM227 208V209H226ZM231 208V209H230ZM221 210H223V212L221 211ZM225 210V211H224ZM186 211V212H185ZM193 214H192V213ZM199 212V213H198ZM190 213H191V215H190ZM227 213V212H226ZM199 216V215H198ZM189 220H190V218H189ZM193 220H195V218L193 219ZM192 224H194V223H192ZM264 243V242H263ZM258 246H254V250L257 248ZM241 248V250H246L247 248V251H251V250H249L250 248L249 247H240ZM240 248H239V250L238 251H241L240 250ZM259 249V247L256 249V250H258ZM253 250V251H254Z\"/></svg>",
  "mask_w": 264,
  "mask_h": 264
}]
</instances>
